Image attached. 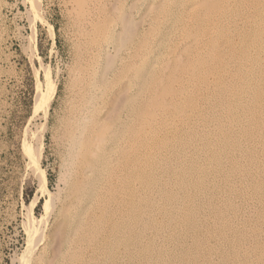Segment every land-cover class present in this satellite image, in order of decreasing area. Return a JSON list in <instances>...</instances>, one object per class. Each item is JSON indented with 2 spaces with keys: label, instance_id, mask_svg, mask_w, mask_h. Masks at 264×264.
Masks as SVG:
<instances>
[{
  "label": "rangeland",
  "instance_id": "1",
  "mask_svg": "<svg viewBox=\"0 0 264 264\" xmlns=\"http://www.w3.org/2000/svg\"><path fill=\"white\" fill-rule=\"evenodd\" d=\"M93 1L85 0L86 24L80 23L75 0H0V264H32L22 263L29 246V221L47 240L44 264L61 247L66 193L60 181L65 173L61 119L73 93L86 83L82 89L91 86L94 99L99 98L98 116L113 117L114 130L150 137L136 150L133 221L138 247L127 252L125 246L134 243L125 232L120 241H111L114 249L104 250L105 259L98 264H264V0H254L243 11L239 0H199L203 10L223 16L215 33L206 37L194 20L187 19L189 0L167 2L157 25L153 19L160 0ZM109 22L117 24L110 35L112 46L100 52L94 47ZM130 52L136 57L133 63L127 57ZM151 53L157 57L152 59ZM77 66L82 67L79 74ZM88 67H97L96 72ZM86 75L93 81L86 82ZM213 84L230 86L228 102L219 101ZM201 85H208L202 100L192 91ZM49 86L54 92L44 113L40 98ZM209 93L212 99L206 100ZM150 126L157 128L153 137ZM35 145L37 168L28 152ZM85 239L88 234L77 239L75 253L85 247ZM44 242L37 244L34 257Z\"/></svg>",
  "mask_w": 264,
  "mask_h": 264
},
{
  "label": "bare ground",
  "instance_id": "2",
  "mask_svg": "<svg viewBox=\"0 0 264 264\" xmlns=\"http://www.w3.org/2000/svg\"><path fill=\"white\" fill-rule=\"evenodd\" d=\"M93 1V0H92ZM118 1V0H117ZM125 1V0H124ZM173 0H160L158 2V5L156 9L159 11L158 15L155 16L153 19L155 25H157L160 21V18H162V14L164 11H166V3L169 4L172 3ZM199 0H189V7L187 13V19L190 21H195L197 24V28L202 29L204 35L203 37L211 36L212 33H215L216 28L220 24V20L223 19V16L221 14H218L213 12V10L208 9H202V5ZM241 3L239 4V7L241 8L240 11H243L246 9L248 4L252 3L254 0H239ZM96 2V1H95ZM100 2V1H99ZM112 2V1H111ZM115 2V1H114ZM77 10L79 13L80 23H86L87 24V3L85 0H75ZM94 3V1H93ZM104 2H102L103 4ZM124 3V2H123ZM87 4V5H86ZM97 4V3H96ZM100 4V3H99ZM110 4V3H109ZM125 4V3H124ZM140 4V3H139ZM98 5V4H97ZM112 5V3H111ZM110 5V6H111ZM93 6V5H92ZM101 6V4H100ZM105 6V5H104ZM156 6V5H155ZM170 5H168L169 7ZM89 7V5H88ZM91 7V6H90ZM119 7V6H118ZM146 7V6H145ZM36 7L34 6V9ZM96 8V7H95ZM114 7L113 9H115ZM142 8V7H141ZM237 8V7H236ZM254 8V7H253ZM90 9V8H89ZM92 9V8H91ZM90 9V10H91ZM94 9V8H93ZM75 10V8H74ZM76 10V11H77ZM97 10V9H96ZM95 10V11H96ZM121 10V9H120ZM141 10V9H140ZM170 10V9H169ZM89 11V10H88ZM94 11V12H95ZM113 11V10H112ZM168 11V10H167ZM98 12V11H97ZM96 12V13H97ZM99 12H101L99 10ZM117 12V11H116ZM76 13V14H77ZM91 13V12H90ZM167 13V12H166ZM93 14V13H92ZM99 14V13H98ZM97 14V15H98ZM124 14V13H123ZM122 14V15H123ZM223 14V13H222ZM90 15V14H89ZM113 15V14H112ZM120 15V13H119ZM125 15V14H124ZM137 15V14H136ZM166 14H164L165 16ZM72 16V14H71ZM78 16V15H77ZM94 16V15H92ZM96 16V15H95ZM94 16V17H95ZM103 16V15H100ZM107 17V15H104ZM103 16V18H104ZM115 16V15H114ZM74 17V16H73ZM97 17V16H96ZM99 17V16H98ZM123 18V16H121ZM90 18V17H88ZM113 18V17H112ZM115 18V17H114ZM125 18V17H124ZM93 19V17H91ZM100 19V18H99ZM102 19V18H101ZM226 19V18H225ZM79 20V19H78ZM98 20V19H96ZM114 20V19H113ZM119 20V19H118ZM122 20V19H120ZM256 20V19H255ZM93 20H89V22H92ZM102 22V21H101ZM117 22V21H116ZM128 22V21H127ZM136 22V21H134ZM74 23V21H73ZM150 23V22H149ZM85 24V25H86ZM91 24V23H90ZM93 24V23H92ZM106 24V23H105ZM80 24V27L81 28ZM84 25V24H83ZM82 25V27H83ZM79 26V23H78ZM117 24L113 22H109L107 24L106 28L104 29V32L102 34H99L100 36L99 40L100 42L98 45L94 47L100 52L109 51V48L112 46L111 37L112 33L114 32ZM129 25H127L128 27ZM154 26V25H153ZM217 26V27H216ZM216 27V28H215ZM92 28V27H90ZM102 28V27H101ZM89 29V28H88ZM128 29V28H127ZM132 29V28H131ZM142 29V28H141ZM155 29V28H154ZM194 29V28H192ZM215 29V30H214ZM220 29V28H218ZM225 29V28H224ZM80 30V29H79ZM85 30V29H84ZM93 30V29H92ZM91 29L89 31H92ZM133 30V29H132ZM152 30V28H151ZM190 30V29H188ZM198 30V32H199ZM87 30V32H89ZM94 31V30H93ZM99 31V30H98ZM101 31V30H100ZM99 31V33H100ZM138 31V30H137ZM238 31V30H237ZM82 31L80 30V33ZM128 32V31H127ZM126 33V31H125ZM154 33V32H153ZM197 33V32H196ZM202 33V32H201ZM83 34V33H82ZM149 34V32H148ZM191 34V33H190ZM217 34V33H216ZM221 34V33H220ZM89 35V34H87ZM147 35V33H146ZM143 36L142 44H147V37ZM192 35V34H191ZM213 35V34H212ZM219 35V34H218ZM92 37H95L94 34L91 35ZM127 36V35H125ZM115 37V36H114ZM113 37V38H114ZM83 38V37H82ZM86 38V37H85ZM139 38V37H138ZM151 38V37H150ZM153 38V37H152ZM190 38V37H189ZM234 38V37H233ZM241 38V37H240ZM84 40V39H83ZM87 40V39H86ZM97 40V39H96ZM113 40V39H112ZM117 40V37L115 38ZM200 40V39H199ZM80 41V40H79ZM126 41V40H125ZM209 41V40H208ZM89 42V41H88ZM116 42V41H115ZM123 42H121L122 44ZM137 42H134V44ZM198 43V42H197ZM87 44V43H86ZM89 44H91L89 42ZM120 44V47H121ZM124 44V43H123ZM122 44V45H123ZM133 44V43H132ZM140 44V45H142ZM129 45V44H128ZM136 45V44H135ZM94 46V45H93ZM149 46V45H148ZM198 46V44H197ZM196 46V47H197ZM89 47V46H88ZM91 47V46H90ZM114 47V45H113ZM118 47V46H117ZM135 47V46H134ZM146 47L144 46V49ZM79 49V48H78ZM121 49V48H120ZM127 49V48H126ZM131 49V48H129ZM143 49V47H142ZM199 50V48H196ZM85 50V49H84ZM90 50V49H89ZM141 50V49H140ZM149 50V49H147ZM204 50V47L200 48L199 52ZM94 51V50H93ZM96 51V50H95ZM94 51V52H95ZM96 51V53L98 52ZM114 51V50H113ZM115 51H118V49H115ZM126 51V50H125ZM167 51V50H166ZM235 51V50H234ZM90 52V51H89ZM99 52V53H100ZM124 53V51H122ZM128 50L126 51V53ZM136 52V50H135ZM140 52V51H138ZM144 52V51H143ZM175 52V51H174ZM193 52V51H191ZM92 53V51L90 52ZM124 53V54H126ZM137 53V52H136ZM147 53V52H146ZM230 53V52H229ZM233 53V52H231ZM230 53V54H231ZM93 54V53H92ZM114 54H117L115 52ZM144 54V53H143ZM196 54V53H194ZM119 55V53H118ZM127 55V54H126ZM129 62L133 63V60L136 58L134 55L129 54ZM168 55V54H167ZM166 55V56H167ZM197 55V54H196ZM91 56H95L94 54ZM97 56H99L97 54ZM96 56V60H97ZM140 56V55H139ZM138 56V57H139ZM153 54L151 53V58ZM157 57V54L153 57ZM161 56V55H160ZM159 56V57H160ZM173 56V55H172ZM89 57V56H88ZM87 57V58H88ZM142 57V55H141ZM147 57V56H146ZM90 58V57H89ZM123 58V57H122ZM143 58V57H142ZM141 58V59H142ZM167 58V57H165ZM79 59V58H78ZM92 59V58H91ZM90 59V61H91ZM153 59V58H152ZM163 59V58H162ZM178 59V58H177ZM180 61L181 58L179 57ZM211 59V58H209ZM208 59V60H209ZM93 59L92 61H94ZM95 60V61H96ZM125 60V59H124ZM147 62L150 61L149 58L146 59ZM245 59L243 58V61ZM88 61V60H87ZM120 61V60H119ZM122 61V60H121ZM155 60H153V63ZM97 62V61H96ZM113 62V61H112ZM158 62V60H157ZM76 63V62H75ZM85 63V62H84ZM89 63V62H87ZM138 63V62H137ZM142 63V62H141ZM169 63V61H168ZM177 62L175 61L174 64ZM181 63V62H179ZM243 63V62H242ZM100 64V63H99ZM119 64V63H118ZM122 64V63H121ZM144 64V63H143ZM149 64V63H148ZM88 65V64H86ZM96 65V64H95ZM94 65V66H95ZM98 65V63H97ZM102 65V64H101ZM124 65V64H123ZM135 65V64H134ZM145 65V64H144ZM150 65V64H149ZM163 65V64H162ZM209 65V64H208ZM211 65V64H210ZM240 67H243L242 64H240ZM89 66V65H88ZM91 66V65H90ZM93 66V65H92ZM127 66V65H125ZM129 66V65H128ZM137 66V65H136ZM134 66V67H136ZM143 66V65H142ZM146 66V65H145ZM143 66V67H145ZM167 66V64L165 65ZM164 66V67H165ZM202 66V65H201ZM216 66V64H215ZM80 66H77L79 69ZM99 67V66H97ZM97 67H88V68H94ZM130 67V66H129ZM139 67V66H138ZM158 67H160L158 65ZM82 68V67H81ZM81 68L76 72L79 74V71ZM84 68V67H83ZM132 68V67H131ZM168 66L166 67V69ZM222 68V67H221ZM87 69V68H86ZM111 69V68H110ZM117 69V68H116ZM121 69V68H120ZM119 69V70H120ZM126 69V68H125ZM133 69V68H132ZM144 69V68H143ZM152 69V68H151ZM164 68L163 71L166 70ZM204 69V68H203ZM88 70V69H87ZM85 71L84 69L81 71L85 74L88 71ZM92 70V69H91ZM90 70V71H91ZM129 70V69H127ZM126 70V71H127ZM115 71V70H114ZM117 71V70H116ZM121 71V70H120ZM135 71V70H134ZM138 71V70H137ZM142 71V70H141ZM74 72V70H73ZM80 72V73H81ZM122 72V71H121ZM130 72V71H129ZM222 72V70H221ZM81 74V76L83 75ZM91 73V72H89ZM99 73V72H98ZM104 72H102V75ZM123 73V72H122ZM126 73V72H125ZM134 73V72H133ZM156 73V72H155ZM235 73V72H234ZM77 74V75H78ZM96 74V73H95ZM154 74V73H153ZM158 74V73H157ZM93 74H91L92 76ZM101 75V74H100ZM136 75V74H135ZM164 75V74H162ZM232 75V74H231ZM257 75V74H256ZM81 76L77 77L78 79L81 78ZM89 76V75H88ZM138 76V75H137ZM136 76V77H137ZM84 77V75H83ZM82 77V78H83ZM95 77V76H94ZM98 77V76H97ZM120 77V76H119ZM126 77V74L125 76ZM151 77V76H150ZM175 77V76H174ZM184 77V76H183ZM221 77V76H220ZM87 78V75H86ZM93 78V76H92ZM118 78V77H117ZM142 78V77H141ZM149 78V77H148ZM77 79V80H78ZM84 79V78H83ZM82 79V80H83ZM91 79V78H90ZM90 79L87 78L86 82H89ZM94 79V78H93ZM99 79V78H98ZM102 79V76H101ZM135 79V76H134ZM162 79V78H160ZM186 79V78H185ZM208 79V77H207ZM89 80V81H88ZM92 80V79H91ZM95 80V79H94ZM141 81L143 79H140ZM159 80V79H157ZM80 81V80H79ZM79 81H76L78 84ZM84 81V80H83ZM81 81V82H83ZM93 81V80H92ZM91 81V82H92ZM96 81V80H95ZM152 81V80H151ZM85 82V83H86ZM97 82V81H96ZM212 82V81H211ZM102 83V82H101ZM104 83V82H103ZM102 83V84H103ZM153 83V82H152ZM151 83V85H152ZM159 83V82H158ZM161 83V81H160ZM84 84V83H83ZM87 84V83H86ZM86 84H84L82 87L85 88ZM100 84V81L99 83ZM97 84V85H98ZM157 84V83H156ZM155 84V85H156ZM81 85V84H80ZM92 85H96L93 83ZM135 85V84H134ZM141 85V84H140ZM176 85V84H175ZM214 85V91L219 94V101L221 103L228 102V90L230 88L229 85H227L226 88H222L219 84H213ZM247 85V84H246ZM79 86V85H78ZM187 86V85H186ZM79 89L77 90V93L74 94V98L67 108L68 110L66 115L64 116L63 122H62V129L61 134L59 135V141L62 151V157H63V166H64V172L62 173L61 177V183L63 185L62 189L66 190L64 193V205L61 208V214L65 217L64 226H62L63 233L61 234V243H60V249L56 251V255L53 254V260L47 261V264H98L99 262L102 263V261L105 259L104 257V250H110L112 243L120 241L119 239L122 238L125 232H127L128 236H130V240L134 243L133 246L129 243V245L125 246V249L128 250V253L130 252L132 248L135 249L136 246V232L134 227V221L133 216L134 212H136V191H135V181L137 176V167L139 165V159L137 157L136 150L139 149V146H143L147 142V140L150 138L146 137H140L137 131H130L128 135L120 133L121 131L114 130L115 124L113 122H110L108 118L100 117L98 116L99 111L97 102L94 99L95 95L93 96V91L90 87H87V89ZM135 87V86H131ZM142 87V86H141ZM183 88V86H181ZM77 88V87H76ZM80 88V87H79ZM149 88V87H148ZM208 89V85H201L194 87L192 91H195L194 94L196 96L200 95V100H202L201 94L204 89ZM75 89V87H74ZM132 89V88H131ZM138 89V88H137ZM185 89V88H184ZM53 87L49 86L47 88L45 96L41 97L40 107L43 108L44 113H47L50 107V102L53 96ZM100 90V89H99ZM154 90V89H153ZM156 90V89H155ZM188 90V89H187ZM241 90V89H240ZM96 91V90H95ZM136 92V91H135ZM134 92V94H135ZM184 92V91H183ZM211 92V91H210ZM99 93V92H98ZM97 93V94H98ZM151 93V92H150ZM213 93V92H212ZM209 93L205 97L206 100L212 99L213 94ZM96 94V92H95ZM96 94V95H97ZM153 94V92H152ZM184 94V93H183ZM205 94V93H204ZM144 95V94H143ZM186 95V94H185ZM98 96V95H97ZM135 96V95H134ZM146 96V95H145ZM154 96V95H153ZM208 96L210 98L208 99ZM123 97V96H122ZM121 97V98H122ZM128 97V96H127ZM133 97V96H132ZM105 98V97H104ZM131 98V97H129ZM142 98V97H141ZM144 98V97H143ZM99 99V98H98ZM140 99V98H139ZM175 99V98H174ZM199 99V98H198ZM216 99V98H215ZM101 100V98H100ZM135 100V99H134ZM179 100V99H178ZM164 102V100H162ZM182 100H180L181 102ZM244 101V100H243ZM135 102V101H133ZM147 102V101H146ZM149 102V101H148ZM197 102V101H196ZM132 103V100H131ZM182 103V102H181ZM199 103V102H198ZM134 104V103H133ZM165 104V103H164ZM135 105V104H134ZM178 105V104H177ZM197 105V103H196ZM132 107V104L130 105ZM184 106V105H183ZM150 107V106H149ZM115 108V106H114ZM130 108V107H129ZM136 108V106H135ZM235 108V107H234ZM131 109V108H130ZM129 109V110H130ZM64 110V109H63ZM158 110V109H157ZM129 112V111H127ZM223 112V111H222ZM142 113V112H141ZM110 114V113H109ZM128 114V113H127ZM144 114V112H143ZM158 114V113H157ZM160 114V112H159ZM198 114V113H197ZM200 114V113H199ZM133 115V114H131ZM139 115V114H138ZM167 115V114H166ZM244 115V114H243ZM63 116V115H62ZM119 116V115H118ZM126 116V115H125ZM164 116V114H163ZM161 116V117H163ZM123 117V116H122ZM159 117V116H157ZM61 118V117H60ZM121 118V117H120ZM132 118V117H131ZM166 118V116H165ZM119 119V118H118ZM117 119V120H118ZM156 119V118H155ZM178 119V118H177ZM114 119V122L117 121ZM120 120V119H119ZM123 120V119H121ZM131 120V119H130ZM136 120V119H135ZM126 121V120H125ZM156 121V120H155ZM123 122V121H122ZM142 122V121H141ZM160 122V121H159ZM194 122V121H193ZM118 123H120L118 121ZM132 123V122H131ZM130 123V124H131ZM136 124V122H134ZM140 123V122H139ZM178 123V122H177ZM197 123V122H196ZM121 124V123H120ZM128 124V123H127ZM129 124V125H130ZM171 124V123H170ZM153 123L151 124V126ZM163 125V124H162ZM59 126V125H58ZM149 127V135L153 137L154 133H156V129L153 127ZM118 127V125H117ZM132 127V126H131ZM137 127V126H136ZM113 128V129H112ZM122 128V127H121ZM160 128V127H159ZM127 129V128H126ZM141 128L139 127V130ZM143 129V128H142ZM146 129V128H145ZM121 130V129H120ZM172 130V129H171ZM177 130V129H176ZM148 131V130H147ZM168 133V132H167ZM152 134V135H151ZM156 135V134H155ZM199 135V134H198ZM209 137V136H208ZM42 138V137H41ZM41 138L38 137V141L41 140ZM126 138V139H125ZM146 138V139H145ZM58 139V138H57ZM124 139V140H121ZM174 140V139H173ZM145 141V142H144ZM41 141L38 143L40 144ZM37 143V142H36ZM165 143V142H164ZM142 144V145H141ZM40 146V145H39ZM30 147V146H29ZM34 151L30 147L28 149L29 156L31 158L32 164L34 163L35 167L39 165L38 163V148L35 145ZM158 147L160 146V143L158 144ZM32 149V150H31ZM211 149V148H210ZM31 150V151H30ZM40 150V149H39ZM163 151V150H162ZM206 152V151H205ZM194 155V154H193ZM255 155V154H254ZM61 157V158H62ZM205 157V156H204ZM189 159V158H188ZM238 159V158H237ZM203 161V160H202ZM33 165V166H34ZM143 167V166H142ZM37 168V167H36ZM63 168V167H62ZM196 170V169H195ZM216 170V169H215ZM225 175V174H224ZM43 178V176H42ZM41 178V186L44 187L43 179ZM127 179H131V185L128 187H124L125 182ZM166 179V178H165ZM142 181V180H141ZM228 182V181H227ZM130 183V182H129ZM175 183V182H174ZM40 186V184H39ZM41 189V188H40ZM45 189V188H44ZM61 189V190H62ZM59 190V189H58ZM171 190V189H170ZM217 190V189H216ZM64 191V190H63ZM147 191V190H146ZM172 191V190H171ZM57 193V192H56ZM63 194V192H61ZM142 193V192H141ZM59 194V193H58ZM51 196V195H50ZM170 196V195H169ZM52 197V196H51ZM50 198V197H49ZM183 198V197H182ZM210 198V197H209ZM172 200V199H171ZM182 201V200H181ZM69 202V203H68ZM157 203V202H156ZM175 203V202H174ZM236 205V204H235ZM52 206V205H51ZM156 206V205H155ZM160 206V205H159ZM50 208V204L46 203V208ZM235 207V206H234ZM178 208V207H177ZM190 208V207H189ZM152 209V208H151ZM233 209V208H232ZM142 211V210H141ZM169 211V210H168ZM177 211V210H176ZM180 211V210H178ZM140 213V212H139ZM143 213V212H142ZM145 213V212H144ZM175 213V212H174ZM213 213V212H212ZM139 215V214H138ZM174 215V214H173ZM185 215V214H184ZM86 216V220L84 217ZM141 214L139 215V217ZM165 216V215H164ZM172 217V216H171ZM186 217V216H185ZM154 218V217H153ZM140 219V218H139ZM142 219V218H141ZM147 219V218H146ZM138 220V219H137ZM151 222V221H150ZM157 222V221H156ZM214 223V222H213ZM138 224V223H137ZM141 224V223H140ZM139 224V225H140ZM147 224V223H146ZM162 224V223H161ZM146 226V225H145ZM156 226V224H155ZM165 226V225H164ZM179 226V225H178ZM162 227V226H161ZM235 227V226H234ZM153 228V227H152ZM173 228V227H172ZM184 228V227H183ZM162 229V228H161ZM160 229V230H161ZM137 230V229H136ZM144 230V229H143ZM146 230V229H145ZM173 230V229H172ZM28 233H29V246L27 247V254L23 258L22 263H29L32 262V264H44L45 261V248L48 245L47 240L44 242V238L41 235L40 230H36V227L33 222L29 221L28 224ZM139 231L140 228H139ZM151 231V230H150ZM177 231V230H176ZM85 232V233H84ZM145 232V231H144ZM155 233V231H153ZM139 233V232H138ZM142 233V232H141ZM147 233V231H146ZM157 233V232H156ZM183 233V232H182ZM87 234L89 235V240L85 239L86 241H82V243H85L84 248H80L79 244L78 251L75 253L73 246L76 245V241L78 238H80L81 235ZM138 235V234H137ZM160 235V234H159ZM162 235V233H161ZM149 236V235H148ZM46 237V236H45ZM152 237V235H151ZM144 238V237H143ZM47 239V238H46ZM137 239V238H136ZM152 239V238H151ZM44 242L41 248V252L37 254L36 257L33 254L34 250L37 247V244L40 242ZM112 241V243H111ZM158 241V240H157ZM87 242L89 243L87 246ZM131 242V243H132ZM142 242V241H141ZM144 242V241H143ZM142 242V243H143ZM166 242V241H165ZM78 243V241H77ZM81 243V242H80ZM41 245V244H40ZM124 245V244H123ZM82 246V245H81ZM146 246V245H145ZM154 246V245H153ZM171 246V245H170ZM40 247V246H39ZM59 247V246H58ZM88 247V252H87ZM114 246H112L113 248ZM120 247V246H119ZM159 247V246H158ZM123 248V247H122ZM162 248V247H161ZM114 249V248H113ZM112 250V249H111ZM130 250V251H129ZM143 250V249H142ZM145 250V249H144ZM59 251V252H58ZM116 251V250H115ZM123 251V250H122ZM138 251V250H137ZM151 251V250H150ZM117 252V251H116ZM135 252V251H134ZM141 252V251H140ZM145 252V251H144ZM153 252V251H152ZM110 253V252H109ZM123 253V252H121ZM145 254V253H144ZM137 255V254H135ZM149 255V254H146ZM33 256V257H32ZM107 256V255H105ZM111 256V255H110ZM113 256V254H112ZM119 256V255H118ZM120 257V256H119ZM122 257V256H121ZM127 257V255H126ZM145 257V255H144ZM148 257V256H147ZM108 258V257H107ZM110 258V257H109ZM128 258V257H127ZM134 258V257H133ZM117 259V258H116ZM120 259V258H119ZM130 259V258H129ZM109 260V259H108ZM111 260V259H110ZM126 260V259H125ZM168 260V259H167ZM120 261V260H119ZM145 261V260H144ZM49 262V263H48ZM110 262V261H109ZM143 262V260H142ZM45 263V264H46ZM157 263V262H156ZM221 263V262H220ZM259 263V262H258ZM257 263V264H258ZM104 264V263H103ZM117 264V263H116ZM137 264V263H136Z\"/></svg>",
  "mask_w": 264,
  "mask_h": 264
}]
</instances>
